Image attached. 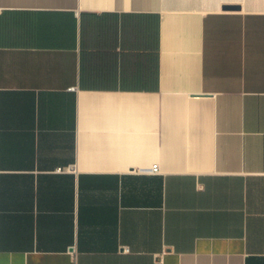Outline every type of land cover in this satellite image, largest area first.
<instances>
[{"label": "crops", "instance_id": "0c3cea01", "mask_svg": "<svg viewBox=\"0 0 264 264\" xmlns=\"http://www.w3.org/2000/svg\"><path fill=\"white\" fill-rule=\"evenodd\" d=\"M0 264H264V0H0Z\"/></svg>", "mask_w": 264, "mask_h": 264}, {"label": "built area", "instance_id": "2783aa9c", "mask_svg": "<svg viewBox=\"0 0 264 264\" xmlns=\"http://www.w3.org/2000/svg\"><path fill=\"white\" fill-rule=\"evenodd\" d=\"M158 169H159V168H158L157 165L154 166V168H153V170L156 171V172L158 171ZM62 170H63V168H58V171H62Z\"/></svg>", "mask_w": 264, "mask_h": 264}]
</instances>
